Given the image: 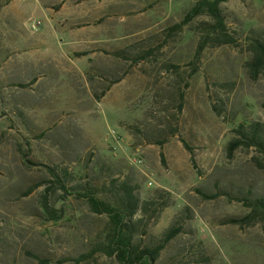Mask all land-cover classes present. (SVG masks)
<instances>
[{"label": "rangeland", "instance_id": "374dc122", "mask_svg": "<svg viewBox=\"0 0 264 264\" xmlns=\"http://www.w3.org/2000/svg\"><path fill=\"white\" fill-rule=\"evenodd\" d=\"M198 1L0 0V264H74L105 228L59 189L63 217L47 219L48 169L110 202L131 187L134 243L162 245L156 264H264L261 225L230 223L248 213L235 199L264 198V161L226 148L239 124L264 125V77L246 72L264 0L220 5L236 45L199 52L207 15L172 29Z\"/></svg>", "mask_w": 264, "mask_h": 264}, {"label": "trees", "instance_id": "16d2710c", "mask_svg": "<svg viewBox=\"0 0 264 264\" xmlns=\"http://www.w3.org/2000/svg\"><path fill=\"white\" fill-rule=\"evenodd\" d=\"M230 0H199L185 14L182 22L174 26L172 29L180 30L189 24L194 18L207 15L212 24L205 30V36L200 49L204 48L207 43L213 47L235 46L236 40L227 32L224 18L221 15L220 5ZM250 53V59L246 63V72L249 78L256 80L264 77V41L252 39L247 46ZM25 87V86H21ZM235 138L227 143V155L232 156L234 151L239 148H254L264 161V125L257 122L241 123L234 130ZM188 150V147L184 144ZM261 166V165H260ZM48 173L52 180L51 187L45 190L41 196L40 209L41 212L48 217L47 219L57 223L63 217L62 206L54 208L50 200L52 191L59 189L66 197L72 196L76 199L83 200L89 211L96 216H104L106 218L105 228L97 237H94L95 245L92 249L78 258L73 260L74 264H80L96 254H102L107 258H113L117 264H156L163 246L155 248H140L134 243V231L132 222L139 211L140 202L134 190L124 184L118 187L114 194V201L110 202L99 198L95 194V190L91 188H82L77 190H67L62 180L54 170L48 169ZM67 178V174H64ZM51 194V195H50ZM200 194V193H199ZM204 200H215L217 194L203 195ZM248 213L242 219L231 220L233 225L250 226L252 224H260L264 232V198H251L248 196L235 199ZM179 233L176 228H170L166 231L164 242L172 240ZM40 264H49V262L41 261Z\"/></svg>", "mask_w": 264, "mask_h": 264}]
</instances>
